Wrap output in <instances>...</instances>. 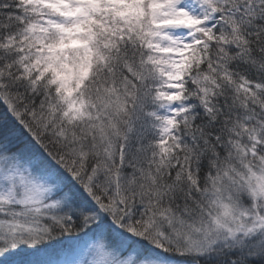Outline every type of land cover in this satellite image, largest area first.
<instances>
[{
    "label": "snow or ice",
    "instance_id": "obj_1",
    "mask_svg": "<svg viewBox=\"0 0 264 264\" xmlns=\"http://www.w3.org/2000/svg\"><path fill=\"white\" fill-rule=\"evenodd\" d=\"M0 264H264V0H0Z\"/></svg>",
    "mask_w": 264,
    "mask_h": 264
}]
</instances>
